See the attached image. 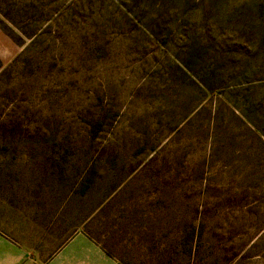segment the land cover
<instances>
[{
    "label": "rangeland",
    "instance_id": "1",
    "mask_svg": "<svg viewBox=\"0 0 264 264\" xmlns=\"http://www.w3.org/2000/svg\"><path fill=\"white\" fill-rule=\"evenodd\" d=\"M0 184L121 264H264V0H0Z\"/></svg>",
    "mask_w": 264,
    "mask_h": 264
},
{
    "label": "crops",
    "instance_id": "2",
    "mask_svg": "<svg viewBox=\"0 0 264 264\" xmlns=\"http://www.w3.org/2000/svg\"><path fill=\"white\" fill-rule=\"evenodd\" d=\"M18 47L0 28V61L10 62ZM64 207L19 195L0 184V264H121L81 231Z\"/></svg>",
    "mask_w": 264,
    "mask_h": 264
}]
</instances>
